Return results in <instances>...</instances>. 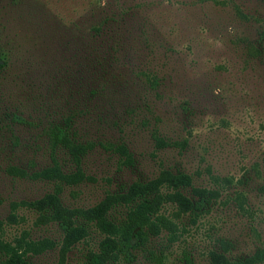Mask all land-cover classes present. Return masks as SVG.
Listing matches in <instances>:
<instances>
[{
  "label": "rangeland",
  "instance_id": "1",
  "mask_svg": "<svg viewBox=\"0 0 264 264\" xmlns=\"http://www.w3.org/2000/svg\"><path fill=\"white\" fill-rule=\"evenodd\" d=\"M0 65V238L51 242L33 264H86L101 238L64 250L40 202L87 211L162 170L209 192L204 214L110 264L264 250V0H0Z\"/></svg>",
  "mask_w": 264,
  "mask_h": 264
},
{
  "label": "trees",
  "instance_id": "2",
  "mask_svg": "<svg viewBox=\"0 0 264 264\" xmlns=\"http://www.w3.org/2000/svg\"><path fill=\"white\" fill-rule=\"evenodd\" d=\"M1 68V65H0ZM150 85L156 87L157 79L151 78ZM56 143L74 150L78 157L83 151L81 146H70L66 134L59 128L52 130ZM55 175L63 180L60 173ZM72 179L75 183L74 177ZM191 178L184 173L173 174L162 170L156 179L138 181L130 185L125 192L104 200L87 211L64 208L56 195L39 205L52 209L50 219L56 222L62 231L63 249L68 251L76 243L89 236L90 226L100 235L97 248L87 254L86 264H110L118 260H129L131 251L144 247L150 239L166 233L168 244L178 240L177 221L188 216L194 223L204 213L209 192L192 187ZM195 197L197 200H195ZM116 207L123 209L119 220L110 216ZM170 213H166L167 209ZM202 213V214H201ZM183 229V228H182ZM52 247L49 241L29 240L25 237L12 243L0 238V264H33L32 257ZM222 252H210L211 264H254L264 260V250L248 258H231L226 245L221 244ZM183 253V252H182ZM163 253L154 254L153 260L162 264ZM181 262L189 264L190 257L184 252Z\"/></svg>",
  "mask_w": 264,
  "mask_h": 264
}]
</instances>
